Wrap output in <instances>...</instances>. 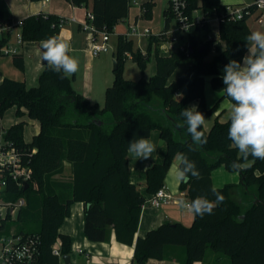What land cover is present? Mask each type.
<instances>
[{"label": "trees", "instance_id": "obj_1", "mask_svg": "<svg viewBox=\"0 0 264 264\" xmlns=\"http://www.w3.org/2000/svg\"><path fill=\"white\" fill-rule=\"evenodd\" d=\"M67 1L87 8L94 15V25L111 33L129 17L132 6V0ZM153 6V0L144 4L146 16ZM199 9L204 17L200 24L191 27L188 35L193 52L189 49L163 56L158 47L160 40L151 37L146 55H143L140 49H135L132 40L118 36L114 53L115 80L106 89L104 107L86 101L75 90L76 73L62 79V74L51 71L47 65L34 86L9 78L1 81L0 128L1 119L11 108L16 109L17 117L27 116L40 124V132L30 142L24 140L26 121L20 120L5 130L4 139L14 144L23 163L31 167L32 176L26 189L9 182L1 194L7 202L25 199V206L21 207L16 219L8 215L2 228L7 230L17 225L19 234L39 237L40 264H60L52 253L58 241L62 254L71 255L70 237L62 234L60 227L70 215L71 206L77 202L85 205L86 238L91 242H105L113 230L118 242L134 246L132 264L163 260L169 246L185 248L184 264L204 261L209 250L229 257L231 264H264V160L253 162L249 157L250 166L242 171L230 167L242 158L239 151L231 147L230 120L221 121L222 113L215 118L209 131L202 126L200 130L207 137V143L196 151H189L192 141L186 127H178L184 119L181 111L193 102H197V110L204 114L205 122L218 111L219 102L214 108L206 105L205 78L211 77L213 88L223 92L222 69L230 60L242 62L247 52L245 37L251 33L248 20L256 14L255 6H249L251 12L239 20L232 19L221 0H201V3L190 0L188 14L193 17ZM214 16L219 19V42L207 40L211 31L207 19ZM171 19H167V24ZM5 21L10 19L0 9V23ZM59 21V16L43 12L26 17L21 21L24 42L40 43L50 36L59 37L62 30ZM201 47L203 52H200ZM213 48L218 54L207 59ZM126 52L132 53V60L142 72L154 54L155 75L138 81L126 79L123 62L127 59ZM12 57L15 67L24 71L23 54L19 52ZM188 60L193 63L172 80L177 68ZM225 97L223 92L221 100ZM106 112H110L114 120L109 130L102 117ZM156 130L166 145V155L163 162L148 169L146 192L142 193L130 179L128 144L135 138H150ZM177 152L186 153L201 173L200 179L192 178L180 184L181 192L189 201L197 196L215 200L213 189L225 200L211 215L202 218L194 215L195 221L189 227L165 222L146 236L137 238L142 206L165 187L166 175ZM66 163L71 166V178H57L63 174ZM220 167L240 173L241 186L215 187L212 173ZM251 195L255 198L248 203ZM5 233L9 231L4 230Z\"/></svg>", "mask_w": 264, "mask_h": 264}, {"label": "crops", "instance_id": "obj_2", "mask_svg": "<svg viewBox=\"0 0 264 264\" xmlns=\"http://www.w3.org/2000/svg\"><path fill=\"white\" fill-rule=\"evenodd\" d=\"M151 0H132L133 4L136 5L139 8V11L136 12L133 18H131V9L129 17L127 18L128 29L131 24L138 23L142 24L139 25L141 29L149 28L153 33L158 34L160 32L165 31L168 28H172L174 21L171 19V22L167 24V19L171 18V14L169 11L170 6V0H168V5L163 10V26L162 29H159L158 31L154 32L152 28L147 25L146 22H150V24L154 23L153 20H155V12L154 8H156L157 0L154 1V6L152 8V11L147 14L146 16V9L144 7V4ZM255 0L251 3H247L243 0L240 2H234V3H224L221 0V3L226 6H251L253 5ZM199 3H201V0H199ZM0 9L5 14L6 18L10 19V21L14 23L21 22L23 19L30 15H37L41 12L43 13H51L55 14L62 18L70 19L72 17H75L78 21H84L85 15L89 11L87 8L84 7H75L74 5L70 4L67 0H42L39 2H34L32 0H0ZM201 12V14H199ZM259 14V13H256ZM254 14V15H256ZM204 17V13L202 9L196 10L193 13V18L195 21H200ZM259 15H257V18ZM123 22V21H122ZM214 20L207 19V23L210 26V33L209 36L216 42H219V19L217 18V26L216 27V35L217 39L210 34H212L213 31V25ZM74 29H63L60 32L59 38L61 39H70L71 45H73L76 42H78L80 45L84 42L87 43L90 50L89 42L87 41L86 34L81 30L79 23H73ZM127 29V32H128ZM83 33V35H79V33ZM114 35L115 32H114ZM124 35V34H119ZM117 35V36H119ZM208 36V37H209ZM149 39H142L139 41L138 47L135 49H140L144 53L147 52V47L149 44ZM135 38L132 39L134 42ZM69 41V40H68ZM40 44V43H38ZM73 49H70V53ZM215 50V48H213ZM212 50V51H213ZM216 51V50H215ZM19 52L23 54L25 58V70L21 71L18 68L15 67L13 63V57L10 58H4L3 55H0V83L4 78L13 79L16 81H24L26 84L31 87L34 86L37 83V78L39 74L42 72L44 65L43 61H41L38 58L34 57L33 64H30L28 61V57L21 52L19 48ZM72 54V53H71ZM70 54V55H71ZM217 51L215 56L217 55ZM209 57V56H208ZM207 57V59H209ZM152 58V57H151ZM153 58H155L153 54ZM212 59V58H211ZM151 61V60H150ZM189 63L185 67V70L187 67H189L193 61L188 60ZM156 62V61H155ZM184 70V71H185ZM174 75V74H173ZM182 74H180L181 76ZM179 77V76H178ZM176 79L172 76V80ZM206 79V78H205ZM211 80V77H209ZM76 81V79H75ZM108 81L105 80L103 82V88L106 90V85ZM74 86V83H73ZM75 88V87H74ZM75 90L79 93H81L85 98L86 101H90L91 103L95 102V90L93 87V83L90 82L89 85H87L86 88L83 90H78L75 88ZM104 90V91H105ZM100 103V102H98ZM102 104V103H100ZM196 105L197 102H193L191 106ZM9 110H13L16 115V109L11 108ZM8 110V111H9ZM222 113V112H221ZM220 109L215 113L214 116H212L210 119H208L204 127L207 131L210 130L212 127L214 120L217 116L220 114ZM23 118V117H22ZM26 118V126H30L32 137L30 140H26L25 138V130L24 129V140L26 142H30L33 138V136L37 135L40 132V124L37 121L29 119L27 116H24ZM110 118V117H108ZM229 118V117H228ZM227 118V119H228ZM227 119L220 118L221 121H226ZM21 121H24L20 119ZM20 120H15L11 118V124L10 126L6 127L3 124V118L1 119V125L4 130L8 129L12 125L20 122ZM29 124V125H28ZM157 145L156 151L152 153L151 159L149 160H141L140 158L135 157L133 154H129V166H130V179L131 182L137 186H139L142 193L146 192V173L150 167L153 166L155 163H161L163 162L165 155H166V145L159 146L160 141L162 138L160 137V132L158 130L153 131L150 138H148ZM214 156V155H213ZM176 161L171 166L170 170L168 171L165 179V187L167 192L171 195V201L168 204H163L161 208H154L148 202L144 203L142 206V213L140 218V223L138 227V232L136 234V237H144L147 235V233L150 230L156 229L161 224L165 222H172V223H182L185 226H191L193 224L194 215L189 209L187 208L186 204L189 203V199L187 198L186 194L181 192L180 190V184L181 182L177 180L176 178ZM65 169L63 174L56 176L57 178H63V179H70L72 176V170L70 164L66 163ZM224 169V168H223ZM63 175H66L64 177ZM226 178L225 174H222L221 181ZM235 182H233L237 186H241V178L239 175V180H237V175L233 177ZM213 183H214V178ZM255 198V195H251L247 202L250 203ZM184 202L182 204L181 202ZM84 217H85V205L83 202H77L74 203L71 206L70 209V215L65 218L62 226L60 227V232L62 234H66L70 237L71 240V251H74L76 256L78 257L79 264H132L133 256H134V246H128L121 244L117 241L115 232L113 230L110 231L108 235V239L105 242H91L89 241L85 234H84ZM59 244H61L59 242ZM80 249L83 251V253L79 252ZM166 253L164 254L163 260H155L151 259L146 264H184V261L186 259V250L185 248L181 246H169L167 247ZM206 254V257L204 261L197 262L195 264H231V260L229 257L221 254H217L216 252H213L209 250ZM72 263L77 264L75 258L71 256Z\"/></svg>", "mask_w": 264, "mask_h": 264}, {"label": "clouds", "instance_id": "obj_3", "mask_svg": "<svg viewBox=\"0 0 264 264\" xmlns=\"http://www.w3.org/2000/svg\"><path fill=\"white\" fill-rule=\"evenodd\" d=\"M247 52L242 62L230 60L222 69V91L234 103L229 116L230 126L228 139L231 147L241 154V161H234L230 167L236 171L245 170L252 161L264 160V32L253 31L245 37ZM42 60L47 62L51 71L60 73L61 78L73 76L78 71V60L69 54L70 43L57 36H50L40 41ZM180 115L184 118L178 127L185 128L191 137L189 151L207 143V137L200 129L205 124V116L193 105L184 108ZM157 145L150 139L139 137L128 144L127 151L141 160L151 159ZM176 178L188 183L192 178L200 179L196 163L183 152H177ZM215 200L206 196H197L186 204L195 216L203 217L214 213V209L222 204L225 197L216 189L212 190ZM184 204V202H181Z\"/></svg>", "mask_w": 264, "mask_h": 264}, {"label": "built area", "instance_id": "obj_4", "mask_svg": "<svg viewBox=\"0 0 264 264\" xmlns=\"http://www.w3.org/2000/svg\"><path fill=\"white\" fill-rule=\"evenodd\" d=\"M256 13H259L258 22L264 24V0H255ZM190 0H170L169 11L175 27L168 28L163 32L154 34L149 28L141 29L138 23L131 24L128 32L124 34L127 40L137 38V40L156 37L160 40L158 45L160 54L170 56L179 51H188L190 49L189 39L176 46V42L185 40V34L189 35L191 27L200 24L188 14ZM76 7V6H75ZM249 6H227V12L232 19H242L249 14ZM94 15L88 11L84 21H78L75 17L70 19L60 17L59 24L63 28L67 23H79L81 30L86 34L90 45L91 53L97 57L107 50L110 37L114 34L106 29L99 30L94 25ZM21 22L14 23L5 21L0 23V55H13L19 53V47L23 45V35ZM208 41L213 40L210 36ZM155 45V44H154ZM143 55H146L142 50ZM127 59H133L132 53L126 52ZM5 130L0 128V264H40V240L37 236L23 235L18 232H9L4 234L2 228L3 221L8 215L16 219L21 207L25 206V199L20 198L16 202H7L1 198V194L6 189L9 182L14 183L18 188L27 185L32 176V169L28 164L23 163L22 156L11 141L4 139ZM171 195L166 188L160 189L151 196L146 202L154 208H161L163 204L171 201ZM58 242L53 247L52 253L58 257L60 264H64L63 257ZM81 253L83 251L80 249Z\"/></svg>", "mask_w": 264, "mask_h": 264}, {"label": "rangeland", "instance_id": "obj_5", "mask_svg": "<svg viewBox=\"0 0 264 264\" xmlns=\"http://www.w3.org/2000/svg\"><path fill=\"white\" fill-rule=\"evenodd\" d=\"M143 1V0H140ZM241 0H222V2L224 3H234V2H240ZM247 3H251L254 0H243ZM168 5V0H157V5L156 8H154V12H155V20L154 23L150 24V22H146L147 25L149 24V26L152 28V30L154 32L158 31L159 29H162L163 26V10L165 9V7ZM139 11V8L133 4L132 2V6H131V18L134 17L133 14H135L136 12ZM199 14H201V12H199ZM257 15H253L249 20H248V25L249 27H251V32L253 31H261L264 32V24H260L258 22L257 19ZM212 20H214V27H213V31L212 34H210L212 37L214 36L217 39L216 35V27L217 26V16H214L211 18ZM128 19L124 20L123 22L119 23L115 29L114 32L116 35H112L110 37V41L108 42L107 45V50L105 52H102L100 56L95 57L92 53H90L89 51V46L87 45L86 42L83 43V45L79 44L78 42L75 41V43L73 45H71V41L70 39L66 40L63 39L67 42L70 43V49L72 48L73 50L71 51V55L74 56L77 60H78V71L76 72V81H74V87L76 89L83 90L84 88L87 87V85L90 84V82L93 83V87L95 90V102L98 103H102L100 104L102 107H104V102H105V92L106 90L103 88V82L105 80L108 81V87H110L114 80H115V72L114 71V65H115V51L117 48V42H118V36L119 34H126L127 33V29H128ZM73 23H67L63 29H74L73 27ZM142 26V24H139ZM173 26L175 27V22L173 23ZM143 27V26H142ZM155 34V33H154ZM79 35H83V33H79ZM185 36V40H180L179 42H176V46L181 45L182 42H186L188 40V35H184ZM62 39V38H61ZM139 45V40H137V38H135L134 40V47H138ZM21 52H23L27 57H28V61L30 64H33L34 62V57L40 59L41 61L42 58V49L40 48V44H38L37 42H24L22 46L19 47ZM216 54V51L213 50L210 55H209V59L214 58ZM2 57L4 58H10L12 57V55H3ZM124 77L128 80H132V81H138L141 78H145V79H149L152 76L155 75L156 73V62H155V58H151V61L148 64L147 69L142 72V70L140 69V67L138 66V64L136 62H134L131 59H124ZM189 61H186L185 63H182L177 70L174 72L173 77L177 78L178 76H180V74H183L185 67L188 65ZM188 68V67H187ZM37 84V83H36ZM35 84V85H36ZM106 87V89L108 88ZM105 90V91H104ZM222 93L220 91H217L213 88L211 80L209 79V77H206L205 79V87H204V96H205V102L207 107L209 108H214L215 105H217V102H219V109H220V113L221 117L224 119H227L230 116V112H231V105L233 104V102L231 101V99L229 97H225L221 100L222 97ZM221 100V101H220ZM104 122H105V128L106 130H109L112 126V122L114 121L112 118V115L110 114V112H106L103 116ZM110 117V118H108ZM11 118L15 119V120H26V118H19L15 115V112L13 110H9L4 114L3 117V124L8 127L11 124ZM210 119V118H209ZM24 120V121H25ZM29 125V124H28ZM31 127L30 126H26V130H25V138L26 140H30L32 137L31 133ZM241 155V154H240ZM175 162V160H174ZM173 162V164H174ZM172 164V165H173ZM250 164V163H249ZM171 165V166H172ZM222 174L226 175V178L224 180L221 181L222 178ZM239 174L238 172H228L225 169H223V167L217 168L213 171L212 173V177L214 178V186L215 187H223L227 184H234L233 182H235L234 178L235 175H237V180H239ZM64 177H66V175H63ZM14 220V218H13ZM20 226H24V224H20ZM18 227L17 225H13L11 227H7V230L5 229V231H9V232H17L18 231ZM59 242V241H58ZM58 242L56 243V245L58 244ZM184 248V247H183ZM76 253L74 251H71V256H73V258H75L77 264H79L78 261V257L75 255Z\"/></svg>", "mask_w": 264, "mask_h": 264}, {"label": "water", "instance_id": "obj_6", "mask_svg": "<svg viewBox=\"0 0 264 264\" xmlns=\"http://www.w3.org/2000/svg\"><path fill=\"white\" fill-rule=\"evenodd\" d=\"M191 50V52H193V50L192 49H190ZM200 52H203V47H201L200 48ZM43 65L45 66V65H47V62L45 61H43ZM117 69V66H116V64L114 65V70H116ZM164 145V141L163 140H161L160 141V143H159V146H163ZM27 188V185L25 186V189ZM63 261H64V264H73L72 263V258H71V255H65L64 257H63Z\"/></svg>", "mask_w": 264, "mask_h": 264}]
</instances>
